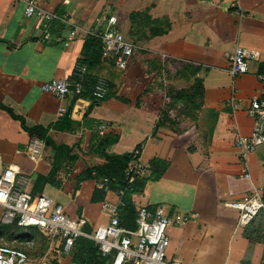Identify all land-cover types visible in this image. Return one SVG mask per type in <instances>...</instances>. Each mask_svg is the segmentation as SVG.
Wrapping results in <instances>:
<instances>
[{
	"label": "crops",
	"instance_id": "obj_1",
	"mask_svg": "<svg viewBox=\"0 0 264 264\" xmlns=\"http://www.w3.org/2000/svg\"><path fill=\"white\" fill-rule=\"evenodd\" d=\"M37 2L56 18L49 39L39 19L25 17V0H0L3 166L29 175L34 195L49 196L71 217L83 216L91 233L108 222L101 204L121 201L118 191L98 187L102 178L94 171L88 174L87 169L106 163L96 151L98 143L113 157L139 152L140 178L150 176L152 159L163 160L168 163L163 175L147 181L131 199L136 212L161 207L172 221L168 257L183 264H264V240L253 242L261 213L241 227L238 212L227 206L242 200L251 183L264 194V145L243 161L234 144L238 136L253 134L248 108L261 88L258 75L264 74V0ZM111 16L135 45L124 70L101 57L98 36ZM73 29L76 37L68 40ZM236 48L256 54L249 72L237 78L228 71ZM81 61L88 79L108 81L104 99H94L88 86L83 97L64 100L42 90L52 79L72 76ZM195 84L200 87L196 96ZM27 129L45 142L39 161L27 153L32 138ZM3 215L0 208V243L23 240L16 224L3 221ZM37 234L32 233L27 249L28 264H79L71 253L53 251V242ZM96 264L109 260L100 256Z\"/></svg>",
	"mask_w": 264,
	"mask_h": 264
},
{
	"label": "built area",
	"instance_id": "obj_2",
	"mask_svg": "<svg viewBox=\"0 0 264 264\" xmlns=\"http://www.w3.org/2000/svg\"><path fill=\"white\" fill-rule=\"evenodd\" d=\"M24 14L26 18H37L42 23L44 38H50V25L56 19L52 13L43 10L37 0H25ZM77 30L69 33L68 40L76 37ZM101 46V57L113 61L121 70L127 68L134 56L135 45L127 41L117 26V19L111 16L107 20L105 30L98 36ZM256 54L236 48L229 55V73L237 78L249 72V60ZM260 90L250 98L248 114L254 120L253 134L250 137L238 136L234 140L235 147L241 150V158L253 152L258 146L264 145V74H259ZM87 86L91 96L96 100L107 96L109 84L103 77L88 79L87 65L78 62L72 76L69 78L52 79L42 86L44 92L50 93L60 100L69 96L83 97ZM64 112L65 109L61 108ZM105 132V126L99 127V133ZM27 153L34 161L41 160L45 155L44 140L32 137L27 146ZM139 152L134 153L135 161L129 165L127 176L129 183L143 175L144 168L138 161ZM243 177L251 181V174L243 172ZM106 191L109 179L102 178L98 186ZM121 197L123 191H118ZM122 200L116 204L104 202L101 209L108 216V222L97 227L93 232L86 231L87 220L81 217H71L65 207L55 204L45 194L34 195L29 175L11 166H3L0 158V208L4 210L3 221L15 223L19 228L14 245L8 242L0 243V264H28L30 258L27 249L32 245V232L45 235L60 255H69L79 239L93 241L100 256L109 260V264H183L175 258L168 257L170 245L168 229L172 221L161 207L137 209L134 228L123 226L119 215ZM238 212V225L248 226L253 219L264 211L261 189L251 183L242 200L227 204ZM24 234V235H23ZM44 264H47L44 262Z\"/></svg>",
	"mask_w": 264,
	"mask_h": 264
},
{
	"label": "trees",
	"instance_id": "obj_3",
	"mask_svg": "<svg viewBox=\"0 0 264 264\" xmlns=\"http://www.w3.org/2000/svg\"><path fill=\"white\" fill-rule=\"evenodd\" d=\"M199 89L200 87H198L197 85L193 88V93H195L194 94L195 96L198 94L197 91ZM182 93H179V95H181ZM186 96L190 97V95L188 96V93H186ZM178 98L180 97H177V99ZM173 99L176 101V97H173ZM9 113L12 115L11 112ZM28 131L32 137L42 139V137L39 136L37 132H35L36 130L30 129ZM97 146L98 147L96 148V151L105 157L106 163L103 166L94 167L91 171L87 169L88 174L91 175V172L94 171L93 174L95 177L109 179V187L111 189L116 190V191H123V194L121 196L123 205L119 207V215L121 218V222L123 226L125 227L129 226L128 228H134L133 217L135 213L137 212L135 211L136 209L134 207V203L131 199V196L136 193L141 192L144 189L147 181H157L167 169L168 163L163 160L157 159V158L152 159L150 163V166L152 169L150 176L148 178L136 177L132 183H129L128 176H127V170L129 168V165L135 161L134 153L113 157V156H109L105 154V151H104L105 145L102 141L99 142ZM56 152L60 153L59 150H56ZM262 199L264 202V194L262 195ZM260 213H261V217L264 222V217H263L264 211H261ZM129 224H131L132 226ZM262 226H264V224H262ZM253 228H254L253 229V242L255 240L263 241L262 236L258 235L257 229H255V225L253 226ZM32 233L36 235L37 231L32 232ZM8 237L10 238V241L14 239L13 235H10ZM22 239L24 238L22 237ZM20 240L21 239L19 238V241ZM8 243L11 244V242H8ZM93 243L94 242H92L91 240L89 241L88 239H83V238L79 239L76 242L73 250L70 252L73 261H76L79 264H96V259L97 257L98 258L100 257V254L98 252V248H95Z\"/></svg>",
	"mask_w": 264,
	"mask_h": 264
},
{
	"label": "rangeland",
	"instance_id": "obj_4",
	"mask_svg": "<svg viewBox=\"0 0 264 264\" xmlns=\"http://www.w3.org/2000/svg\"><path fill=\"white\" fill-rule=\"evenodd\" d=\"M182 88V87H181ZM259 216V215H258ZM257 216V217H258ZM264 217V216H263ZM255 220V219H254ZM253 220V221H254ZM262 224H264L263 219L261 216H259L256 220L255 223V229H257L258 235L262 236V240H264V226H262Z\"/></svg>",
	"mask_w": 264,
	"mask_h": 264
}]
</instances>
